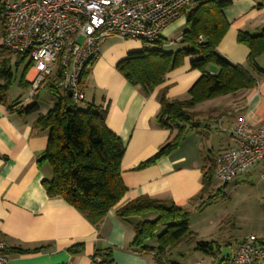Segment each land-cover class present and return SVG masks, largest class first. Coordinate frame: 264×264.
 Masks as SVG:
<instances>
[{
	"label": "crops",
	"instance_id": "crops-1",
	"mask_svg": "<svg viewBox=\"0 0 264 264\" xmlns=\"http://www.w3.org/2000/svg\"><path fill=\"white\" fill-rule=\"evenodd\" d=\"M228 1L224 15L230 27L217 51L232 63L246 64L249 48L238 42V32H262L264 5L258 6L259 0ZM184 15L185 11L164 30V38H180L181 28L186 25ZM143 47L144 43L139 40L107 37L101 43L100 55L84 78V101L108 105L107 125L126 144L122 177L128 189L121 201L97 224L65 199L49 197L42 184L43 179L52 174L48 163L41 167L37 164V159L47 147L48 132L35 127L34 122L39 113H45L52 106L53 99L44 103L36 98L39 110L29 114L19 113L22 106H28L23 104L27 91L24 99L13 109L0 103V239L6 243L8 264H99L102 256L97 255L94 259L96 251L104 253L109 248L113 252V261L107 264H155L153 252L140 254L129 248L135 234V223L143 216L122 219L117 210L143 195L172 199L187 210L199 207L201 199L197 196L203 186L202 168L207 160L200 147L203 140L201 127L206 129L211 123H216L219 125L217 128H222L229 136L230 126L239 117H244L253 129L264 123L263 54L257 58L256 65H248L258 79L256 87L204 101H214L204 108V112H199V120L203 119L204 123L190 130L180 147L170 155L159 158L146 168L136 169L141 162L152 157L172 134L156 121L161 90L167 88L170 99H186L189 88L201 75L198 69L191 67L194 57L186 56L180 67L168 72L164 82L146 94L141 86L130 83L116 68L129 52ZM209 71L216 73L213 67ZM192 133L196 136L192 143H188ZM151 215L147 214L144 219H152ZM80 244V251L73 253L70 250ZM39 245L47 247L25 254L11 251L12 248ZM230 255L223 256L219 264Z\"/></svg>",
	"mask_w": 264,
	"mask_h": 264
},
{
	"label": "trees",
	"instance_id": "trees-1",
	"mask_svg": "<svg viewBox=\"0 0 264 264\" xmlns=\"http://www.w3.org/2000/svg\"><path fill=\"white\" fill-rule=\"evenodd\" d=\"M259 1L258 6L264 5V0ZM229 3L228 0H191L189 11L188 7L184 9L188 27L181 35L183 46L180 49L165 51L164 47L151 49L144 45L141 50L129 52L117 63V70L130 83L141 86L146 94L161 85L168 72L180 67L186 56L194 57L191 67L201 72L189 88L186 99H170L167 88L161 90L156 121L172 134L152 157L141 162L136 169L146 168L155 164L159 158L170 155L180 147L190 130L201 125L199 112L195 110L198 104L257 86L258 79L248 69V65H256L257 58L264 54V28L260 34L245 30L238 32V42L249 48L246 64L232 63L217 51L230 27L224 15V8ZM4 27V20L0 16V36H3ZM153 43L162 44L163 39ZM0 47L10 53V56L0 58V103L13 109L22 101V95L11 103L8 100V92L14 81L13 68L16 71L21 69L19 83L27 91L30 82L26 75L32 62L26 54L13 53L3 44ZM210 67L215 68L216 73L209 71ZM88 73L89 70L84 73V78ZM46 88L52 93L53 104L45 113H39L34 122L35 127L48 132L47 147L37 159V164L41 167L48 163L52 174L43 179L42 184L49 197L65 199L92 223L97 224L121 201L128 189L122 177L126 144L107 125L108 105L91 101L80 106L82 101L75 102L67 92L59 91L52 84ZM38 110V104L33 102L22 106L19 113L29 114ZM215 168V158L207 159L202 168L203 186L197 196L202 201L199 207L204 206V193L213 188ZM219 191L209 195V202L217 197ZM149 213H155L156 218L142 219L135 223V234L129 248L140 254L153 252L157 262L163 264L162 258L172 248L195 238L189 223L190 212L172 199L147 195L135 198L117 210V215L122 219ZM161 226L165 229L158 233ZM153 238L157 239L156 245L149 243ZM217 246L215 240H201L197 241L196 250L214 253ZM46 247H18L11 251L25 254ZM81 249V244L70 248L73 253ZM97 255L102 256L99 264L113 261L111 248L104 253L96 251L94 259Z\"/></svg>",
	"mask_w": 264,
	"mask_h": 264
},
{
	"label": "built area",
	"instance_id": "built-area-1",
	"mask_svg": "<svg viewBox=\"0 0 264 264\" xmlns=\"http://www.w3.org/2000/svg\"><path fill=\"white\" fill-rule=\"evenodd\" d=\"M191 0H0L4 20L2 44L32 62L23 104L35 102L41 89L53 85L85 100L84 73L100 55L107 37L142 42L163 39ZM233 145L216 157L214 177L228 184L249 167L264 161V123L253 129L244 117L230 126ZM264 178V172H263ZM0 239V264H8ZM264 238L249 234L221 264H262ZM199 264V263H196Z\"/></svg>",
	"mask_w": 264,
	"mask_h": 264
},
{
	"label": "rangeland",
	"instance_id": "rangeland-1",
	"mask_svg": "<svg viewBox=\"0 0 264 264\" xmlns=\"http://www.w3.org/2000/svg\"><path fill=\"white\" fill-rule=\"evenodd\" d=\"M193 4V3H192ZM191 4V5H192ZM190 7V6H189ZM188 7V11L189 8ZM187 11V12H188ZM186 17V15H184ZM188 27L186 22L185 27L181 28L180 35ZM164 35V33H163ZM144 43V42H143ZM2 44V36H0V45ZM145 47L157 49L164 47L165 51H176L183 44L181 36L176 40V37H163L162 44L144 43ZM101 52V49H100ZM10 53L0 47V58L8 57ZM12 58L15 56L12 54ZM14 71V81L8 92L10 102L16 100L19 95H22L21 100L26 96L24 90L19 83L21 69ZM88 96V95H87ZM39 97L41 102L48 103L53 97L48 88H43L40 91ZM88 99V97H87ZM53 101V100H52ZM211 102V101H210ZM211 103H200L196 109L198 112H204V108ZM86 105V101H82L80 106ZM204 123V120H200ZM211 126L201 127L200 133L203 140L201 141V149L205 159L215 158L221 151L228 149L233 145V142L224 133L222 128L218 129L219 125L211 123ZM205 135L206 138H205ZM194 133L188 140L192 143ZM264 161L249 167L244 173L238 175L228 184L219 182L216 178L213 188L207 193H204V206L188 209L190 212L189 223L190 228L194 232L195 238L184 241L172 248L168 254L162 258L163 264H219L221 258L226 255H232L238 242L249 234H254L264 238ZM220 189L219 194L215 199L209 202V195L214 194ZM206 202V203H205ZM200 204L202 201L199 202ZM200 206V205H199ZM146 215L141 217L144 219ZM152 219L156 218V214L152 213ZM165 228L159 227L158 233H161ZM215 240L218 244L214 253H205L196 250L197 241ZM150 244L156 245L157 239L153 238L149 241ZM155 264H161L154 258Z\"/></svg>",
	"mask_w": 264,
	"mask_h": 264
},
{
	"label": "water",
	"instance_id": "water-1",
	"mask_svg": "<svg viewBox=\"0 0 264 264\" xmlns=\"http://www.w3.org/2000/svg\"><path fill=\"white\" fill-rule=\"evenodd\" d=\"M68 94L71 96V91H69Z\"/></svg>",
	"mask_w": 264,
	"mask_h": 264
},
{
	"label": "bare ground",
	"instance_id": "bare-ground-1",
	"mask_svg": "<svg viewBox=\"0 0 264 264\" xmlns=\"http://www.w3.org/2000/svg\"><path fill=\"white\" fill-rule=\"evenodd\" d=\"M237 119V118H236Z\"/></svg>",
	"mask_w": 264,
	"mask_h": 264
}]
</instances>
